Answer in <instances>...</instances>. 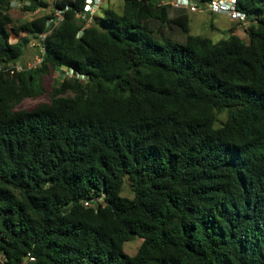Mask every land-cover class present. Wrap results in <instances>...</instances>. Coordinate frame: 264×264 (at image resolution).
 <instances>
[{"label":"trees","instance_id":"trees-1","mask_svg":"<svg viewBox=\"0 0 264 264\" xmlns=\"http://www.w3.org/2000/svg\"><path fill=\"white\" fill-rule=\"evenodd\" d=\"M12 1L0 0L4 68L69 8L39 65L0 70V264H264V0H236L248 41L235 26L219 41L192 34L187 11L161 0H124L88 27L82 0L21 24ZM52 69L72 76L19 108Z\"/></svg>","mask_w":264,"mask_h":264},{"label":"rangeland","instance_id":"rangeland-1","mask_svg":"<svg viewBox=\"0 0 264 264\" xmlns=\"http://www.w3.org/2000/svg\"><path fill=\"white\" fill-rule=\"evenodd\" d=\"M50 5L47 8H40L36 11L26 10L24 4L20 6L13 7L10 11L11 15L15 19L16 24H21L25 21H30L33 18L49 13L54 0H46ZM124 0H105L102 4V8L99 9L98 15L102 16L106 8H113L117 12L121 13L123 11ZM186 9L182 10L185 12ZM180 10L171 9V17L175 18L179 14ZM189 17V27L192 34H201L204 36L210 37L213 41H219L221 39L227 38L231 33V28L235 26V31L244 37L248 41V35L245 32L246 26L248 24H243L238 21L230 19V17L224 13L217 12H191L187 11ZM184 16H182L183 18ZM181 18V17H180ZM176 19V18H175ZM157 25V23H156ZM167 30V28H166ZM168 30L170 31V36L173 39L180 42H185L186 33L182 30V26H178L175 23H172L169 26ZM12 40L16 41L17 37L15 34L12 35ZM37 59L36 49L29 47L26 54L22 58L21 62L30 63L34 62ZM72 73L67 70H54L52 69L49 74H46L42 78L43 86L46 88V91L43 94H40L37 97H31L25 99L20 105L19 108L30 109L35 107L41 102H46L50 100V91L52 90L54 82L57 80L62 81L65 77L70 78ZM122 195L127 197H133L134 192L131 190L130 178L127 175L125 177V182L122 188ZM143 239L139 236H135L130 241L125 243L124 249L125 252L129 255H134L138 251L139 247L142 244Z\"/></svg>","mask_w":264,"mask_h":264},{"label":"built area","instance_id":"built-area-1","mask_svg":"<svg viewBox=\"0 0 264 264\" xmlns=\"http://www.w3.org/2000/svg\"><path fill=\"white\" fill-rule=\"evenodd\" d=\"M77 1V0H73ZM105 0H82V5L75 9L76 18L80 20V22L84 23L85 27L90 26L93 22L94 16L98 13L99 9H101L102 4ZM163 4L170 3L173 7L179 9H186L191 12H217L224 13L230 17V19L234 21L241 22L243 24L248 23V16L245 12L241 11L237 7L236 0H210L206 2H199L198 0H161ZM22 4H29L28 1L20 2L15 1L14 6H20ZM69 6L64 8L54 7L53 12L54 15L47 21V25H50L51 28L49 31L39 34L38 39H32L30 41V47L32 48H40L41 52H44V44L43 40L47 37V35L54 29L59 23L63 20V16L66 10H68ZM42 55L37 54V59L34 62L30 63H16L11 64L7 68H4L0 64V70H10V71H21L25 68H32L39 65L42 61ZM85 206H95V202L93 200H85Z\"/></svg>","mask_w":264,"mask_h":264},{"label":"clouds","instance_id":"clouds-1","mask_svg":"<svg viewBox=\"0 0 264 264\" xmlns=\"http://www.w3.org/2000/svg\"><path fill=\"white\" fill-rule=\"evenodd\" d=\"M15 1H20V0H14V1H12V3H11L12 8H13V7H16V6H14V2H15ZM26 1H28V0H26ZM20 2H23V1H20ZM28 2H29V1H28ZM186 11H187V10H186Z\"/></svg>","mask_w":264,"mask_h":264},{"label":"water","instance_id":"water-1","mask_svg":"<svg viewBox=\"0 0 264 264\" xmlns=\"http://www.w3.org/2000/svg\"><path fill=\"white\" fill-rule=\"evenodd\" d=\"M68 209H69V208H66V209H65V212H67V211H68Z\"/></svg>","mask_w":264,"mask_h":264},{"label":"crops","instance_id":"crops-1","mask_svg":"<svg viewBox=\"0 0 264 264\" xmlns=\"http://www.w3.org/2000/svg\"><path fill=\"white\" fill-rule=\"evenodd\" d=\"M182 13L180 12V14H178V15H181ZM184 15V14H183Z\"/></svg>","mask_w":264,"mask_h":264}]
</instances>
